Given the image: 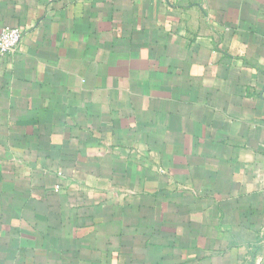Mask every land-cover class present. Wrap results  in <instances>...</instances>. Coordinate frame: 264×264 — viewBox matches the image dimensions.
Masks as SVG:
<instances>
[{"label": "crops", "instance_id": "crops-1", "mask_svg": "<svg viewBox=\"0 0 264 264\" xmlns=\"http://www.w3.org/2000/svg\"><path fill=\"white\" fill-rule=\"evenodd\" d=\"M0 264H264V0H0Z\"/></svg>", "mask_w": 264, "mask_h": 264}, {"label": "built area", "instance_id": "built-area-1", "mask_svg": "<svg viewBox=\"0 0 264 264\" xmlns=\"http://www.w3.org/2000/svg\"><path fill=\"white\" fill-rule=\"evenodd\" d=\"M23 38L20 28L7 27L0 33V55H13L19 49Z\"/></svg>", "mask_w": 264, "mask_h": 264}]
</instances>
